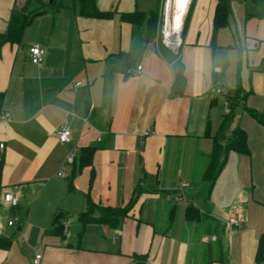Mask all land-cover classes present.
I'll list each match as a JSON object with an SVG mask.
<instances>
[{"label": "crops", "instance_id": "crops-1", "mask_svg": "<svg viewBox=\"0 0 264 264\" xmlns=\"http://www.w3.org/2000/svg\"><path fill=\"white\" fill-rule=\"evenodd\" d=\"M26 2L0 0V33ZM96 3L112 16L80 17L77 0L59 13L47 8L19 45L0 48V115L10 117L0 122V238L11 239L10 213L20 216L22 232L21 243L11 239L9 250L0 249V264H34L36 255L38 264H256L264 235V123L247 113V127L231 129L246 131L249 155L228 153L213 183L204 170L222 132L212 121L223 100L214 89L238 92L247 109L264 116V0H229L228 24L216 33L217 0H189L177 51L120 18L148 13L157 0ZM35 45L45 50L40 66L29 57ZM178 63L183 96L173 94ZM62 126L71 130L68 144L58 140ZM88 147L98 149L79 170ZM9 192L15 206L3 201ZM87 201L132 204L117 226H83ZM189 206L199 220L187 219ZM58 213L62 235L49 233Z\"/></svg>", "mask_w": 264, "mask_h": 264}, {"label": "trees", "instance_id": "trees-1", "mask_svg": "<svg viewBox=\"0 0 264 264\" xmlns=\"http://www.w3.org/2000/svg\"><path fill=\"white\" fill-rule=\"evenodd\" d=\"M32 0H27L25 6L21 10L13 11V14L10 18L8 29L5 33H0V48L6 44L10 43L13 45H19L22 41L23 34L25 30L32 24L35 18H37L40 14H42L47 8H50L54 13H59L63 8H68L73 6L76 0H50V2H45L44 0H34L36 4H43L40 7V10H35L33 12H26L25 8L28 3H31ZM78 1V9L77 14L80 17L84 18H94V19H106L110 18L113 13L111 12H103L100 11L97 7L96 0H77ZM189 12V10H188ZM151 15L150 18H146L147 15ZM120 18L122 21L130 23L133 27L138 30L141 29L144 22L145 27H147L148 34L150 36L155 35L157 28V12L153 10L144 13L141 11H135L133 13L121 14ZM229 19V0H217L215 16H214V32L216 33L219 29L225 27L228 24ZM188 21V14L183 18V28L186 27ZM186 86V77L184 74L183 65L178 63L175 69V80L173 85V94L176 96H183ZM4 95L0 93V111L1 105ZM243 99L240 97L238 92H234L229 96L230 110L231 108H235L238 105H243L247 113L264 123V116L258 115L254 111L247 109L245 104L243 103ZM87 108L90 106L87 104ZM90 117L93 114H89ZM233 116L232 110L230 114L226 115L222 122V132L221 136L224 134L226 130H230L232 128ZM232 124V125H231ZM231 125V126H230ZM220 136L214 139L213 150L209 158V163L204 170V179L208 180L210 183H213L216 179L218 173L221 171L223 164L226 162V157L228 153L234 151L239 154L248 156L249 148L247 144V133L246 131L237 125L235 128L231 129L230 134L227 137L226 144H222V138ZM98 147H88L83 149V155L81 156L80 163L78 165L79 170L84 166H87L91 163L92 156ZM3 163L0 162V196L2 193V184H1V176H2ZM132 202L124 209L119 208H111V207H103L92 203L91 201H87V209L80 215V221L83 226L87 224L99 222L108 224L111 226H117L121 220L128 215L129 208ZM95 210L99 212V217L95 218L92 211ZM62 213H58L54 219L53 228L49 231V233L54 234H63V225H62ZM201 215L199 212L193 207L189 206L187 208V219L188 220H199ZM12 245V240L9 238H0V249L9 250ZM137 258V257H136ZM144 258H137L138 262H142ZM264 260V235L261 236L259 247L256 253V264H260ZM212 262L209 260L207 264H211Z\"/></svg>", "mask_w": 264, "mask_h": 264}, {"label": "built area", "instance_id": "built-area-1", "mask_svg": "<svg viewBox=\"0 0 264 264\" xmlns=\"http://www.w3.org/2000/svg\"><path fill=\"white\" fill-rule=\"evenodd\" d=\"M180 31V27L176 30H172L170 28V26L167 24V22L164 25V30H163V44L172 49L173 51H177L180 49L181 47V38L180 35L178 36L179 38H175L176 34ZM29 57H30V61L33 65L36 66H40L43 62H44V57H45V50L38 46H32L29 49ZM142 67L139 66L138 67V71H141ZM77 86H80V83L77 84ZM214 94L223 98L224 100V106H225V110L224 113L225 115L230 114L231 110H230V103H229V96L230 93L226 90V88H218V89H214ZM9 122L10 121V117L8 114H2L0 115V122ZM146 136L149 135V133L147 132L145 134ZM57 137L59 142L63 143V144H68L71 142V138H72V133L71 130L67 127V126H62L59 131L57 132ZM5 148L4 143H2L0 141V150L3 151ZM74 158H75V152L73 151L72 153H70L67 156L66 159V164H72L74 162ZM58 177H65V173H64V169L62 171H60L57 175ZM3 201L5 203H10L12 206H15L17 204V200L14 196L13 193H5L3 196ZM230 224L233 226H238V220L236 218H231L230 219ZM6 225L8 227H14L15 224L12 221H7ZM4 230V223L2 221V219L0 218V234L3 233ZM41 259L40 255H36L35 260H34V264H38V261Z\"/></svg>", "mask_w": 264, "mask_h": 264}, {"label": "rangeland", "instance_id": "rangeland-1", "mask_svg": "<svg viewBox=\"0 0 264 264\" xmlns=\"http://www.w3.org/2000/svg\"><path fill=\"white\" fill-rule=\"evenodd\" d=\"M48 2H50V0H48ZM168 2L169 0H157V4L155 6V8L153 9L154 12H157V16H158V20H157V28H156V33L155 36H157L159 43L163 44V30H164V25L167 22V15H169V17H171L170 14L173 13V6L172 4H170L169 8H168ZM43 6V4L39 5L36 4V2L34 0L31 1V3H28L26 6V12H33L35 10H40V7ZM172 6V7H171ZM169 11V12H168ZM152 14L147 15V19L151 17ZM185 15V13H184ZM183 15V18H184ZM170 20V18H169ZM168 20V22H169ZM183 20V19H182ZM167 22V23H168ZM145 23H143L142 27H145ZM168 25L170 26V23H168ZM225 110V106H224V101L223 100H219V105L217 107L216 110H213L212 113V121H213V126L214 128H216L217 126H220L223 122L224 117L226 116L224 113ZM232 110V116H233V123L232 124H240L243 127H247V111L245 110L243 105H238L235 108H231ZM231 124V125H232ZM230 125V126H231ZM216 129H214L215 131ZM217 132V131H216ZM216 132L214 134H216ZM231 129L226 130L224 132V134L221 136L222 140V144H226L227 141V137L230 134ZM220 139V137H219ZM214 143V142H213ZM92 213H95V210L92 211ZM7 219H10V221H12L15 226L13 228H9L11 231V239L13 240V242H16L17 240L21 243V237H22V232H17V227L18 225L21 223L19 221V215L18 214H8L6 215ZM6 219V221H7ZM34 236V235H33ZM31 237V239H35V237ZM23 243V240H22ZM30 254L32 256H34V250L30 249Z\"/></svg>", "mask_w": 264, "mask_h": 264}, {"label": "bare ground", "instance_id": "bare-ground-1", "mask_svg": "<svg viewBox=\"0 0 264 264\" xmlns=\"http://www.w3.org/2000/svg\"><path fill=\"white\" fill-rule=\"evenodd\" d=\"M187 3H188V0H186V2H184V0H169L168 8H169L170 4H172L173 13L170 14L171 17H169V15H167V22H168V20L170 18L168 23H170V28L172 30L173 29L174 30L178 29L180 24L182 23L183 15H184V13L186 11Z\"/></svg>", "mask_w": 264, "mask_h": 264}, {"label": "water", "instance_id": "water-1", "mask_svg": "<svg viewBox=\"0 0 264 264\" xmlns=\"http://www.w3.org/2000/svg\"><path fill=\"white\" fill-rule=\"evenodd\" d=\"M188 3H189V0H188ZM188 3L186 6H188ZM186 10H187V7H186ZM186 12V11H185ZM181 26H182V23L180 24V29H181ZM180 35V31L176 34L175 38H179L178 36ZM18 230H20V227L18 228Z\"/></svg>", "mask_w": 264, "mask_h": 264}, {"label": "snow or ice", "instance_id": "snow-or-ice-1", "mask_svg": "<svg viewBox=\"0 0 264 264\" xmlns=\"http://www.w3.org/2000/svg\"><path fill=\"white\" fill-rule=\"evenodd\" d=\"M184 2H186V0H184Z\"/></svg>", "mask_w": 264, "mask_h": 264}]
</instances>
